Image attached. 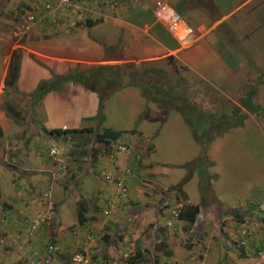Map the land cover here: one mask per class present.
Here are the masks:
<instances>
[{
    "label": "crops",
    "instance_id": "crops-1",
    "mask_svg": "<svg viewBox=\"0 0 264 264\" xmlns=\"http://www.w3.org/2000/svg\"><path fill=\"white\" fill-rule=\"evenodd\" d=\"M157 1L121 0L119 4L109 6L102 0L89 3L87 0H75L72 5L63 6L58 3V0H38L33 5H30L32 0H28V3L20 0H0V17L17 15L21 6L28 8L25 14L32 12L35 15V21L30 26V30L18 35L10 48H6L5 33L0 30V264H28L29 254L32 259L34 253L42 255L45 252L47 244L41 246L37 242L47 223L40 221L39 227L32 232L29 223L36 219L34 213L40 207L53 206L62 210L66 206L68 193L76 191L74 186L78 189L80 187L84 192V185H79L78 181L74 182L73 186L63 181L66 179L65 175L76 177L72 172L86 170L82 156L87 157L88 153H91L94 162L92 169L101 171L104 177H109V181L107 187L103 182L92 184L95 188L94 192L98 195L92 200L96 204L88 201L84 204L85 201L81 200L84 198L77 200L79 208L77 222L80 226L87 223L93 226V222L100 221L99 210L108 214L113 208L122 207L121 209L126 210L129 205L135 203L145 207V188L138 185L140 180L136 177L140 170L143 174V166L152 170L154 168L152 165H155L149 160L145 165V157L143 166L140 165L142 156L140 159H135L122 152L117 153L118 157L112 153L113 147L119 143L130 144L144 153L145 148L150 153L154 146L150 141L145 142L146 134L141 125L128 126L126 129L104 126L105 106L101 111L99 110L98 93L88 90L79 82L63 83L62 88L47 92L38 103H31V100L27 97L23 98L21 94L30 95L41 81L51 79L52 74L63 75L76 69L87 70L94 65L131 64L134 69H145L148 80L154 76L151 73L164 75L159 85L164 89L172 87L173 90L179 87L180 95L181 90L185 89L187 90L185 94L190 95L192 92L195 97H202L207 91L206 86H211L219 91V94L224 95L227 93L226 90L229 91L236 86L235 81L239 79L245 64L255 63L254 58L239 48L242 46H239L237 42L241 39L230 35L235 33L230 24L236 17L243 15L244 8L256 0H163L173 8L179 7L183 20L196 33L197 39L189 47L180 45L168 32L166 26L154 17L153 8ZM263 3L264 0H260V4L251 14L264 6ZM47 4H50L51 8H46ZM34 6L38 9H31ZM2 20L1 29L4 26H12L9 20L7 23H3ZM258 23L256 20L255 24ZM15 48L21 53L19 74L15 85L21 94L15 97L12 95V97L18 103H24L26 107L22 112L16 106L19 111L16 116L1 106L2 100L5 99L3 88L7 66L11 51ZM242 55L244 58L241 57ZM143 79L145 81V75ZM133 87L136 88V86L125 85L115 92L132 94L130 90ZM115 92L109 95H114ZM244 93L238 96L236 105H239L237 103L240 102ZM205 95L208 98V93ZM194 100L197 103L196 99ZM170 105L179 106V104L168 102L166 107L173 109L169 108ZM99 112L102 120L99 118ZM136 114L141 115L140 111ZM186 124L187 122L183 119L176 121L175 128H184ZM158 125V122L153 124V128ZM51 129H67L68 132L53 133ZM104 129L125 132L111 143L110 151L103 143L96 144L97 134ZM231 133L238 135L237 130H232ZM156 135L160 136V134ZM68 143L75 148L70 155L63 152V146ZM48 147L49 149L57 148L55 157L49 155ZM126 167L132 168L134 176L126 179L128 187L126 195L120 193L116 199L109 193L112 188L114 189L110 182H113L112 178L118 169ZM93 171L95 172V169L86 172L85 175L93 178ZM166 191L169 196V193L174 190L168 188L165 193ZM183 192L181 190L179 194L184 197ZM173 198L178 201L176 195ZM184 198L192 202L187 194ZM101 199L103 201L107 199L108 204L103 206L102 202L98 205V200L101 201ZM181 199L183 200L182 197ZM170 203L164 208L166 214L170 207L176 205ZM93 208L97 209V212H94ZM161 211L157 206L155 210L157 216L152 223L155 228L153 231L155 241L160 234L156 231V223L162 220L160 214L163 212ZM112 218L109 222L115 226L114 230L118 233L119 242L127 244L132 239L127 232L129 220ZM174 219L169 218L170 221ZM167 236V234L160 235V240L165 241ZM66 237L65 234L55 236L57 241L63 240V244H58L61 250L55 254V260L64 257L66 248L69 247L74 252L77 249L86 251L84 253L87 255H89L87 252H94L97 262L100 257L107 256L108 259H113L120 257L123 252L129 253L130 258H128L129 261L126 260L127 264L130 261L134 264L145 261L144 256L141 257V255L134 259L135 253L131 254L129 249H123L121 253L114 251L112 246L114 235L107 237L104 245L99 247L97 242L100 237L96 235L94 238L85 233L73 236L69 244H65ZM93 241L96 244H93ZM143 241L145 237L130 242L134 248L141 249L144 246ZM36 248L37 250H34ZM100 264H108V262Z\"/></svg>",
    "mask_w": 264,
    "mask_h": 264
},
{
    "label": "rangeland",
    "instance_id": "rangeland-1",
    "mask_svg": "<svg viewBox=\"0 0 264 264\" xmlns=\"http://www.w3.org/2000/svg\"><path fill=\"white\" fill-rule=\"evenodd\" d=\"M20 1L28 3V0ZM37 1L32 0L30 5L35 4ZM259 4L260 0L252 2L250 6L243 9V15L235 16L236 19L233 22L231 21L230 24L235 30V33H230V35L241 39L237 42L239 46H242L239 48L249 54L251 58H254L255 63L245 64L239 79L235 81L236 86L229 91L226 90L225 96L219 93L212 94L209 92L210 90H207L202 97H195L190 92L191 97L196 99L201 108L214 111L222 109L224 112H229L235 107L234 105L239 99L238 96L254 87L256 92L253 96V102L260 107L258 112L250 113L245 117V109L239 106L236 121H241L242 127L239 126V128L225 131L222 136H217L211 142L209 141V144L205 143V147H203L194 130L190 129L188 124L184 128L189 130L175 128L176 121H182L183 119L179 111L168 109L161 104L148 103L140 88L137 87H133L130 90L132 94L127 95L114 91V95H109L104 100L103 125L118 129L141 125L146 134L145 142L150 141L154 146L150 153L146 148L144 153L141 149L138 150L134 147V151L140 153V158L142 156L140 165L144 163V157L145 165L148 160L155 164L152 165L154 167L152 170L142 165L144 167L143 174L140 173L141 170H138L139 173L136 177L140 180L138 185L145 188V207L135 203L129 205L126 210L121 209L122 207L113 208L112 212L108 214L99 210L98 217L100 221L93 222V226L91 223L80 226L77 222L79 212L77 200L84 198L81 199L85 201L84 204L88 202L96 204L92 200L96 199L98 195L94 192L95 188L92 187V184L103 182L107 187L109 181L96 168H94L95 172L93 171V178L85 175L86 172L94 170L92 169L93 157L87 151L88 156H82L83 166L86 170L74 171L72 173L76 177L65 175L66 179H62L65 184L69 185L70 183L72 186L74 182L78 181L79 185H84V192L81 191L80 187L78 189L74 186L73 188L76 191L68 193L66 206L62 210L49 206L40 207L34 213L35 218H41L43 222L47 223L44 231L40 233L41 237L37 242L38 245L55 244L57 253L58 250H61L58 244H63V240H56L55 236L57 235L63 236L65 234L67 236L66 240L68 242L66 241L65 244H69V240L73 236H80L85 233V235L94 238L96 235L100 237L97 242L98 247L104 245L107 237L114 235L115 238L112 240L114 251L121 253L123 249H129L130 253L134 254L137 248H134L130 241L145 237V241H143L145 250H143L144 246L140 249L142 250L141 257L144 256L145 261L141 264H264V82H260L262 77L264 78V6L251 14ZM27 9L21 6L17 15L0 17V22L3 19V23H7L9 20L12 24L11 27L4 26L3 29L0 27V30L5 33L6 43H4L6 48L11 47L18 35L27 33V30L22 27L25 10ZM33 9L36 10L38 7L34 6ZM256 20L259 22L258 24H255ZM2 47L3 44L1 43ZM151 74L154 76H151L150 80H147L148 74L145 75L147 88H149V81L154 83L156 80V84L159 85L164 77L160 73ZM129 79L125 78L124 82L128 83ZM142 80L144 81V79ZM177 90H179V87H177ZM150 91L152 96H156L153 88ZM207 93L208 98L205 95ZM175 101L181 103L180 98ZM13 102L22 112L25 111L24 103H18L16 99H13ZM138 111L141 115L136 114ZM157 122L159 125L153 128V124ZM228 122H231V120L228 119ZM96 128L98 127L96 126ZM232 130H237L238 135L232 134ZM119 131L122 134L125 133L122 130ZM156 134H160V136ZM68 145L63 146V152L66 155H70L71 151L75 149L69 143ZM51 149H49L50 156H52ZM203 151H205L208 160L211 162L208 167L204 161H196L195 159ZM116 155L119 156V154ZM193 159L195 164L191 162ZM134 171L136 172V170ZM159 181L160 183H158ZM182 181V188L180 187L178 192L183 190L184 197L187 194L190 201L201 204V211L195 225L190 230L184 229L185 222L182 220L175 221L176 218L171 221L170 225L166 224L168 229L165 233L168 236L164 241L165 244L156 248L155 246L158 245L159 241L155 243L153 239L155 228L152 224L157 216V212L155 213L156 207H160L159 203L161 201L162 203H170V200V204H176L173 207L181 205V202L173 198L176 195L174 191L169 193L168 196V192L165 193V190L168 188L173 190L172 188ZM110 183H112L114 189L112 188L109 193L118 199L120 192L113 182ZM162 184L163 186H161ZM205 187L209 190L207 191ZM163 190L164 192H162ZM107 201V199L104 201L103 199L98 200V205L103 202L102 205L105 206L108 204ZM128 201H131V199H128ZM228 209L233 210V212H240L243 216L237 218L233 216V212L226 213ZM169 210L167 214L164 209L161 211L163 213L160 214V218H162L160 224L170 221ZM93 211L97 212V209L93 208ZM112 217L129 220L127 232H129L132 239L127 244L119 242L118 233L114 230L115 226L109 222L114 219ZM29 225L31 224L29 223ZM241 238L244 239V242L240 241ZM232 241H239L246 245V253L242 257H239L241 250L237 247L234 248ZM93 244H96L95 241H93ZM117 244H119L118 247ZM76 245L80 247L78 244ZM93 246L96 247V245ZM66 249V255L60 257V259L56 258L55 260V253L50 264H70V256L74 253V250L69 247ZM34 250H37V248ZM75 251L86 252L79 249ZM87 253L89 254L90 264L105 262L111 264L116 259L115 257L108 259L106 256L105 258L100 257L97 262V256L94 252ZM123 253H121L122 258ZM27 262L33 264L30 254L27 257ZM122 264H125L124 260Z\"/></svg>",
    "mask_w": 264,
    "mask_h": 264
},
{
    "label": "trees",
    "instance_id": "trees-1",
    "mask_svg": "<svg viewBox=\"0 0 264 264\" xmlns=\"http://www.w3.org/2000/svg\"><path fill=\"white\" fill-rule=\"evenodd\" d=\"M175 10L179 14H181V9L179 7L175 8ZM20 60H21L20 51L16 48L13 49L10 54V60L7 66V72L4 79L3 96L5 97V99H3L1 102V106L6 108L7 111L14 116L19 114V111L16 109L13 99L15 100L14 97L17 94H21L15 87L19 74ZM146 72L147 71L145 69L144 70L134 69L131 64L94 65L87 70L76 69L74 71H69L63 75L52 74L51 79L41 81L37 86V88L33 91V93H31L30 95L21 94V96L23 98L27 97L28 100H31V103L32 102L38 103L41 102V100L43 99V97L47 92L62 88L63 83L67 81H75V82H79L88 90H92L98 93L100 99L99 110L101 111L102 108L104 107V102H105L104 100L107 96H109L110 93L114 92L118 88L125 85L136 86L137 88H140V90L142 91V95L145 97L147 102H158L165 106H168V102L169 104H171V102L179 104V106L175 105L176 107L170 105L169 108H173L179 111L183 119L187 122V124L191 127V129L194 130L197 139H199L203 147H205V143L209 144L217 136L219 135L222 136L225 131L242 126L241 121H236V116L238 115L239 106L245 109L246 111L244 112L245 117H247L249 113L252 114L257 113L258 110L260 109L259 105H256L253 102V96L256 92V89L254 87L250 88L241 98L239 105H234L235 107L229 112H224L222 111V109L219 111H214L211 109L201 108L199 104L195 103V101L190 95L185 94L187 92V90L185 89L181 90V95H180L179 90H173L172 87L164 89L162 86L157 85L156 82L152 83L150 81L148 82L149 88H147L145 81L142 80L143 76L146 75ZM125 78H130L128 83L124 82ZM260 82H264L263 77H262V81L260 80ZM206 87H207L206 90L208 91L210 90L209 91L210 93L212 94L218 93V91L212 88L211 86L209 87L206 86ZM151 88L154 89L156 96H152V93L150 91ZM12 95H14V97H12ZM177 98L181 99V103L175 101ZM166 100L168 102H166ZM99 118H101L102 120V116L100 112H99ZM228 119L229 121L231 120V122H228ZM51 132L53 133L68 132V130L51 129ZM121 135H122L121 131L104 129L103 132H99L97 134L98 142L96 144L103 143L105 145V148L108 151H110L111 143L117 140ZM202 153L200 156L198 155L195 159L196 161L198 160L204 161L206 163L205 165L208 167L209 165H211V162L208 160L205 151H203ZM191 162L195 164L194 159ZM182 185H183V181L179 185H176L172 188L177 193L176 197L178 198V201H181V205L179 207V215L176 219L184 221L185 223L183 228L186 230H190L191 228H193V226L197 221V217L199 216L202 205L199 203L186 201L183 196H180L178 191ZM208 190L209 189H207V191ZM181 197L183 198V200L181 199ZM168 205H169L168 202L161 203L160 210L163 211V209L166 208ZM228 212L231 213L233 212V210L228 209L226 213ZM233 216L240 218L243 216V214L234 211ZM167 229L168 226L166 224H160V222L157 221L156 231L160 234L157 236L155 241V243L159 241L157 243L158 245L155 246L156 248H158V246L162 247V245L165 244V242L162 239L160 240V235H166L165 232L167 231ZM224 236L227 237L225 234ZM240 241L244 242V239L241 238ZM232 242L234 248L237 247L241 250L239 252V257L240 256L242 257L246 253V245H244L239 241L237 242L232 241ZM141 251L142 250L138 248L136 249V253L133 256L134 259L140 257ZM115 258L116 259H114L113 261H117L118 264H121L123 260L122 254L120 257H115ZM129 264H134V263L130 261Z\"/></svg>",
    "mask_w": 264,
    "mask_h": 264
},
{
    "label": "built area",
    "instance_id": "built-area-1",
    "mask_svg": "<svg viewBox=\"0 0 264 264\" xmlns=\"http://www.w3.org/2000/svg\"><path fill=\"white\" fill-rule=\"evenodd\" d=\"M94 0H87V2H92ZM121 0H102V2L109 6H114L120 3ZM136 1V0H134ZM58 3L63 6H70L75 3V0H58ZM46 8H51L50 4L46 5ZM154 17L162 22L168 32L182 45L183 47L191 46L197 39L196 33L192 28L185 23L181 14H179L175 8H173L168 2L163 0H158L156 5L153 8ZM35 21V15L32 12H27L25 14L22 27L25 30H28L30 26ZM123 152L124 154L140 158V153L134 151V148L130 144H117L113 147L112 153L117 154ZM52 156L57 154V148L53 147L50 151ZM134 176L133 170L130 167L123 168L119 170L114 177L112 178L114 184L118 188L119 192L122 195L127 193L126 179L132 178ZM109 178L108 176H106ZM179 207L175 206L169 210V215L171 218H177L179 215ZM107 212V211H106ZM41 218H36L32 221L30 225V231H34L38 228ZM166 224H171V221H168ZM57 247L54 244H48L45 248V252L42 255H37L34 253L31 262L33 264H50L53 255L56 253ZM129 258L128 253L123 254V260L127 264L126 260ZM122 260V261H123ZM70 264H90V258L86 253L74 252L70 257ZM111 264H118L117 261H112ZM122 264V262H121Z\"/></svg>",
    "mask_w": 264,
    "mask_h": 264
}]
</instances>
